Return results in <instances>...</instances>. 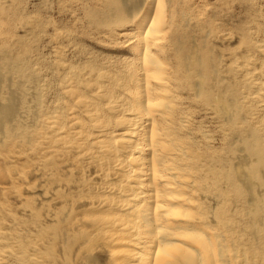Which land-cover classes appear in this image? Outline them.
Listing matches in <instances>:
<instances>
[{"label":"rangeland","instance_id":"1","mask_svg":"<svg viewBox=\"0 0 264 264\" xmlns=\"http://www.w3.org/2000/svg\"><path fill=\"white\" fill-rule=\"evenodd\" d=\"M147 1L0 0V109H14L0 114V264H81L85 237L64 241L65 226L96 204L119 215L151 204ZM163 2V30L146 47L168 105L156 124L173 150L171 171L158 169L187 204H218L238 254L264 264V0ZM128 129L137 174L116 143Z\"/></svg>","mask_w":264,"mask_h":264},{"label":"bare ground","instance_id":"2","mask_svg":"<svg viewBox=\"0 0 264 264\" xmlns=\"http://www.w3.org/2000/svg\"><path fill=\"white\" fill-rule=\"evenodd\" d=\"M147 2L153 7V11L145 17L144 22H149V27L141 37L147 46L150 44V47H155L157 35L163 30V24L160 22L163 14L161 6L164 2L163 0H148ZM146 47L141 63L145 84L143 118L148 127L147 150L149 154L143 165L146 168L147 182L151 186L146 191L151 204H146L139 214H134L135 208H127L130 211L127 215L125 213L119 215L115 211L107 212L109 209L106 207L107 210L100 209L105 204H96L97 209L95 210L97 211L93 215L76 219L70 228L66 226L63 228L62 239L66 241L70 237L69 233L77 240L82 236L85 237L80 239L82 243H78L75 250L78 252L85 245L90 249L80 255L81 264H247L245 253L242 251L243 255H239L241 249L234 247L232 243L234 239L221 231L225 227L216 213L219 205L187 204L188 199L172 191L173 182L167 178L170 176H167V173L162 174L158 169L159 165H163L171 171L168 161L171 159L173 150L165 139L166 135L156 124L160 117L167 116L168 105L164 102L165 88L163 87L164 81L160 79L161 69L151 58ZM13 110L10 104L0 109L1 117L7 121L13 114ZM140 111L142 113L143 110ZM131 132L128 129L124 135L116 137V143L133 166L131 170L137 174L141 170L142 162L134 157L130 150L134 147V143L129 138ZM102 136L104 135H101V139ZM99 142L100 148L104 149L105 154H109L104 141ZM160 156L164 160L159 158ZM168 174L177 178L173 172ZM111 175L114 176L113 173ZM159 183L167 189L169 198L166 201L161 200L160 192L156 188ZM174 202L177 204H173ZM93 205L80 204L76 210L92 208ZM122 206H127V204Z\"/></svg>","mask_w":264,"mask_h":264}]
</instances>
